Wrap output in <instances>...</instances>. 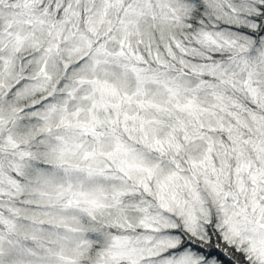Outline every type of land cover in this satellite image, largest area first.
<instances>
[{
  "label": "snow or ice",
  "instance_id": "snow-or-ice-1",
  "mask_svg": "<svg viewBox=\"0 0 264 264\" xmlns=\"http://www.w3.org/2000/svg\"><path fill=\"white\" fill-rule=\"evenodd\" d=\"M0 264H264V0H0Z\"/></svg>",
  "mask_w": 264,
  "mask_h": 264
}]
</instances>
